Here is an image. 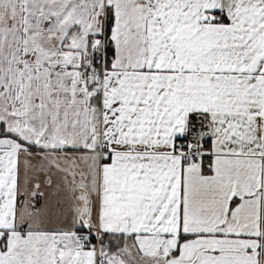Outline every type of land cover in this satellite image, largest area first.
<instances>
[{
	"label": "snow or ice",
	"instance_id": "snow-or-ice-1",
	"mask_svg": "<svg viewBox=\"0 0 264 264\" xmlns=\"http://www.w3.org/2000/svg\"><path fill=\"white\" fill-rule=\"evenodd\" d=\"M0 264H264V0H0Z\"/></svg>",
	"mask_w": 264,
	"mask_h": 264
}]
</instances>
